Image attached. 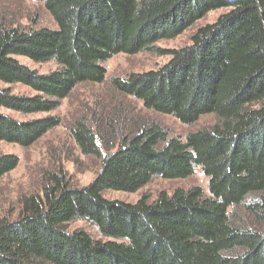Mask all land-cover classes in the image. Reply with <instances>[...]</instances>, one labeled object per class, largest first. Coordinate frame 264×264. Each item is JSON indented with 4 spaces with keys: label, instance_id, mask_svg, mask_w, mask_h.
<instances>
[{
    "label": "trees",
    "instance_id": "obj_1",
    "mask_svg": "<svg viewBox=\"0 0 264 264\" xmlns=\"http://www.w3.org/2000/svg\"><path fill=\"white\" fill-rule=\"evenodd\" d=\"M33 1L56 28L0 24V108L50 113L77 85L103 83L115 55L151 52L170 60L113 77L112 89L184 125L205 115L215 123L182 138L153 120L125 121L120 110L105 130L98 120L95 127L77 120L72 138L83 156L98 160L96 178L73 188L51 175L41 194L23 199L17 219H0V264H264V0ZM220 9L227 13L190 45L156 48ZM17 57L56 69L40 75ZM12 85L36 95H14ZM58 125L56 117L18 122L0 114V141L26 148ZM18 163L0 155V178ZM196 169L208 179L207 194L176 189L135 203L102 196L137 192L154 177L184 180ZM240 207L255 226L231 212ZM72 221L90 224L100 239L69 232Z\"/></svg>",
    "mask_w": 264,
    "mask_h": 264
},
{
    "label": "rangeland",
    "instance_id": "obj_2",
    "mask_svg": "<svg viewBox=\"0 0 264 264\" xmlns=\"http://www.w3.org/2000/svg\"><path fill=\"white\" fill-rule=\"evenodd\" d=\"M225 13H227L226 9L211 11L179 36L170 40H161L155 46L164 51L188 46L191 44L193 35L200 28L215 23ZM0 24L24 29L49 28L54 30L56 28L43 5L33 0H0ZM16 59L21 65L40 75L48 74L56 69L54 62L35 64L22 57ZM169 60L170 56L151 52L135 55L118 54L104 64L106 78L103 83L77 85L72 93L60 102L59 107L50 113L24 115L0 108V114L7 115L18 122L47 117H56L59 121L57 127L29 147L24 148L17 144L0 141V155L11 154L19 159L17 168L0 178V219L6 221L17 219L22 210L23 199L41 194L51 175L62 177L66 184L73 188L85 187L96 178L99 172L98 160L83 156L72 138L71 128L79 119H85L94 127L98 120L101 122V130H105V120L114 117V113L120 110L122 119L125 118V121L134 117H142L145 121L153 120L160 123L170 136L182 138L191 132L213 126L215 123L213 115L202 116L194 124L184 125L171 116L144 109L140 102L119 95L110 86V79L113 77H126L130 73L157 70ZM9 88L12 94L17 96L33 97L36 95L34 91L22 85H12ZM119 123L121 133L123 120H119ZM193 187H199L205 194L208 193V179L199 169L184 180H164L154 177L137 192L105 191L102 196L107 200L125 203H135L142 197H147L152 202L161 193L171 195L176 189L187 190ZM231 212H235L243 224L255 226V222L246 214L243 207ZM66 228L69 232L83 229L93 239H100L96 229L84 221H72L66 225Z\"/></svg>",
    "mask_w": 264,
    "mask_h": 264
}]
</instances>
